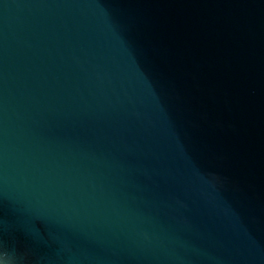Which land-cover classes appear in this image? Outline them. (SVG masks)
<instances>
[{
  "label": "water",
  "instance_id": "1",
  "mask_svg": "<svg viewBox=\"0 0 264 264\" xmlns=\"http://www.w3.org/2000/svg\"><path fill=\"white\" fill-rule=\"evenodd\" d=\"M0 264H264V0H0Z\"/></svg>",
  "mask_w": 264,
  "mask_h": 264
}]
</instances>
